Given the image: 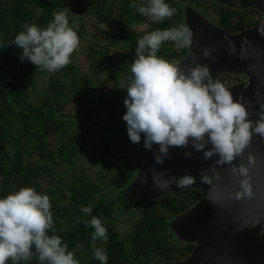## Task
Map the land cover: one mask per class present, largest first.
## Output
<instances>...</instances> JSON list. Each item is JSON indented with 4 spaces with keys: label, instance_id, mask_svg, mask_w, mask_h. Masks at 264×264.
<instances>
[{
    "label": "clouds",
    "instance_id": "1",
    "mask_svg": "<svg viewBox=\"0 0 264 264\" xmlns=\"http://www.w3.org/2000/svg\"><path fill=\"white\" fill-rule=\"evenodd\" d=\"M129 7L154 23L172 18L177 11L165 0H147L144 5L133 2ZM52 17L43 28L26 23L9 43L22 49L21 61L27 59L36 69L49 73L69 65L73 52L79 47L75 30L78 24L69 25L64 11L54 10ZM192 37L191 28L179 24L145 32L138 38L130 75L123 81L127 95L123 101L126 112L122 119L126 122L128 138L137 144L143 134V147L152 150L156 164L164 163L170 148L187 149L189 145L202 152V160L218 157L199 173L200 182L209 186L206 199L221 207L253 201L256 193L251 173L257 165V156L249 152L245 162L244 154L252 145L253 135L264 141V103H259L258 118L253 121L245 103L241 102L244 97L234 99L232 93L212 77L207 65L193 57L194 66L181 68L180 61L157 56L164 42H172L183 50L191 47ZM217 50L216 45H204L200 55L204 59H213L211 53ZM228 50L235 52V44L231 41ZM153 144L158 148L153 149ZM184 155L191 158L192 152L185 151ZM238 158L239 162H236ZM219 167H224L228 174L226 183L217 170ZM149 173L153 186L161 191L172 184L187 188L196 182L190 174L169 176L166 170L156 171L155 168H150ZM233 180L234 190L229 186ZM51 208L49 196L30 186H21L0 198V264L8 261L26 264L33 258L39 264H79L74 251L68 250L61 236L55 234L58 229L54 226ZM81 210L85 215L92 213L91 205ZM78 222L94 229L93 243L97 239L105 244L108 242V232L100 218L91 216L90 220ZM258 223V220L253 221L252 226ZM49 232L53 234L49 235ZM261 235H264V228ZM76 247L82 249L83 245L78 243ZM93 259L107 264L108 256L106 251L96 248Z\"/></svg>",
    "mask_w": 264,
    "mask_h": 264
},
{
    "label": "trees",
    "instance_id": "2",
    "mask_svg": "<svg viewBox=\"0 0 264 264\" xmlns=\"http://www.w3.org/2000/svg\"><path fill=\"white\" fill-rule=\"evenodd\" d=\"M74 2L79 8L83 0ZM165 2L173 7L172 0ZM65 5V0H0V198L21 186H30L38 193L48 195L54 226L58 229L55 234L61 236L68 250L74 251L79 264H100V261L93 259L96 248L106 251L107 264H126L131 259H139L142 263L176 262L186 258L194 245H180L172 240L168 218L193 205L200 198L199 190L168 193L140 205L141 218L123 237L109 223L113 217V206L110 202L94 201L92 194L95 188L82 173L66 183V189L58 187L57 182L48 188L43 187V180L52 178L55 168L64 164L69 167L76 165L86 154L87 140L102 130L104 120H120V135L122 132L127 134L126 122L122 119L126 112L123 101L127 93L124 88L116 90L108 98L91 102L87 98L91 82L88 76L72 65L52 73L40 71L27 59L21 61L19 56L22 49L9 44L26 23L43 28L53 19L52 12L64 11ZM218 14L217 25L229 32L248 26L244 22L231 23L230 15L222 8H219ZM172 26L176 25H171L167 20L159 23L148 20L146 28L138 36ZM6 44L9 45L4 48ZM164 44L157 56L167 60H179L188 51L177 48L180 55L176 51L165 52ZM43 76L46 77L44 91L33 102L29 99V88ZM70 103L78 105L76 123L62 117V111ZM143 140L141 134L139 145L143 146ZM157 148L153 144V149ZM32 156L38 161L27 160ZM125 168L129 171L128 179L131 169L126 165ZM117 200L123 202L122 197ZM89 205L92 213L85 215L81 209ZM91 216L100 218L107 229L109 239L106 244L100 239L93 243L91 235L94 229L78 222L90 220ZM78 243L83 245L82 249H77ZM7 264L12 262L8 261ZM26 264H39V261L33 258Z\"/></svg>",
    "mask_w": 264,
    "mask_h": 264
},
{
    "label": "water",
    "instance_id": "3",
    "mask_svg": "<svg viewBox=\"0 0 264 264\" xmlns=\"http://www.w3.org/2000/svg\"><path fill=\"white\" fill-rule=\"evenodd\" d=\"M217 3L235 9L252 8L261 13V19L254 26L242 28L236 32L212 24L193 9L185 11V24L193 31V43L187 55L180 61V67L194 66L193 57L202 65H207L214 79L230 74L244 76L243 82L228 89L234 99L245 103L250 119L255 121L259 103H264V0H214ZM246 38V39H245ZM229 41L235 44V52L230 53ZM204 45H216L218 50L211 53L213 59H204L200 48ZM207 147H211L208 145ZM192 152L191 158L184 155ZM252 152L257 156V165L252 169V183L256 198L243 204L221 207L206 199L208 185L200 182V171L207 169L218 158L202 160V152L191 148L169 150V156L163 164H156L151 151L136 149L133 152L138 171L137 178L130 184L125 197L130 208L138 207L150 200L158 199L168 193H179L185 189L200 191V198L185 211L177 215L170 228L183 243L194 245L191 253L176 262H154L150 264H264V141L253 135L252 145L245 151L244 159ZM236 162H239V158ZM150 168L167 171L169 176L180 177L190 174L196 182L187 188L172 184L164 191L153 186ZM227 182L228 174L224 167L217 169ZM167 179V176L165 177ZM236 188L235 181L229 185ZM259 221L253 227V221Z\"/></svg>",
    "mask_w": 264,
    "mask_h": 264
},
{
    "label": "rangeland",
    "instance_id": "4",
    "mask_svg": "<svg viewBox=\"0 0 264 264\" xmlns=\"http://www.w3.org/2000/svg\"><path fill=\"white\" fill-rule=\"evenodd\" d=\"M91 1L83 0L81 7L77 8L74 0H65L64 12L71 25L78 24V28L75 30L79 37V47L73 52L69 65L90 78L87 98L91 102H95L102 98H108L116 90L124 88L123 81L130 75V64L135 58L138 35L146 28V21L151 19L129 7L133 2L137 5H144L147 0H103L99 3ZM169 3L171 4V2ZM172 3L177 10L176 14L170 19H165L171 25L185 24L187 9H193L215 25H217L219 8L228 12L233 24L244 22L248 25L246 27H250L255 25L250 24L259 22L261 19V13L256 9L230 8L214 0H172ZM164 49L165 52L176 51L178 55L181 53L172 42H165ZM187 53L181 55L178 61H181ZM245 79L244 76L223 74L216 80L228 88ZM45 81L46 77L43 76L36 80L35 85L30 86L29 99L31 101L35 102L36 97L43 93ZM77 112L78 105L70 103L62 111V117L76 123ZM118 121L104 120L102 130L87 140L86 154L77 161L76 165L69 167L64 164L55 168L52 178L43 180V187L48 188L53 182H57L58 187L66 189L64 185L78 173H82L95 188L92 194L94 201L110 202L113 206V217L109 223L116 228L120 236L124 237L130 233L134 224L141 218V207H128L125 197L129 192L130 184L138 175L133 152L136 149L145 148L139 143H131L128 135L124 132L120 135L121 125L120 120ZM27 160L38 161L33 156L28 157ZM125 165L131 169L128 179L129 171ZM120 197L123 202H118L117 199ZM179 214L169 215L168 229L172 240L181 245L187 243L181 242L170 228L171 221ZM126 264L150 263L131 259Z\"/></svg>",
    "mask_w": 264,
    "mask_h": 264
}]
</instances>
